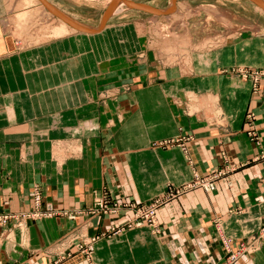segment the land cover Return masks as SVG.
<instances>
[{
	"label": "crops",
	"instance_id": "0c3cea01",
	"mask_svg": "<svg viewBox=\"0 0 264 264\" xmlns=\"http://www.w3.org/2000/svg\"><path fill=\"white\" fill-rule=\"evenodd\" d=\"M124 1L155 11L173 5ZM216 1L236 35L210 51L192 49L191 64L162 65L158 50L145 51L153 13L127 5L95 32L18 48L0 0V214L30 215L34 186L42 193L39 218L0 227V264H223L221 234L236 248L260 231L264 81L253 94L252 82L231 71L264 69V12L253 0ZM209 16L195 21L193 44L224 26ZM140 53L144 60H128ZM123 84L131 89L105 96ZM183 136L193 138L186 150L156 146ZM225 169L215 191L191 189L162 205L155 228H125L132 209L90 214L103 198L147 205L195 173ZM236 264H264V245Z\"/></svg>",
	"mask_w": 264,
	"mask_h": 264
},
{
	"label": "rangeland",
	"instance_id": "374dc122",
	"mask_svg": "<svg viewBox=\"0 0 264 264\" xmlns=\"http://www.w3.org/2000/svg\"><path fill=\"white\" fill-rule=\"evenodd\" d=\"M9 1L12 4L11 0H6L7 5ZM45 1L49 4H52V2H50L49 0ZM121 1L122 0H55L56 3H59V6H54L71 19L83 25L85 28H88L90 30H96L106 25L108 19L105 22V14L111 6H113L111 15L120 13L123 9H127L126 4H123V6L117 5ZM150 1H155V5H159V7H163V5L168 2V0H166V2L165 0H148V2ZM43 7L46 8L47 12L49 13L47 14L50 17H46V19H40L39 17L36 18L34 26L30 25V31L27 28V32H25V30H17L16 28H14L15 26L13 20L15 16L26 11L35 12L37 10H42ZM216 7H218L216 0H181L179 2L178 0H176L174 4V10L171 12V14H155L154 16L147 17L149 19L148 22L150 24V32L149 40L147 44H145V51L148 49H151V53H153V51H156L158 53L159 51V53L157 54L158 61L162 65H167V63L169 62H179L181 64L188 65L192 62V58H190V51L192 49H197L198 51L204 50L206 52L224 46L228 38L234 37L236 35L237 28L229 24V21L225 20L229 19V13L221 11ZM259 7L257 8L263 13L264 11ZM207 13L210 14V19L216 18L215 20H217L219 24H223L224 26L211 29L207 36L200 40L198 45H195L191 40L193 34L192 32L195 28V21L198 23L199 19H205ZM55 20H57L56 22L60 21L65 23L66 25H68L69 28H73L60 17L54 15L53 12H51L42 2H39L38 4H35L29 8H25L23 10L19 8V10L17 11H11L7 19H5L4 21V30L15 37L18 48H24L28 45L39 44L41 42L55 38L52 33V27L55 24ZM48 25L50 28L47 27ZM37 27L38 29L36 30ZM245 28V26H242V29ZM253 29L255 31H258L259 27L254 26ZM18 33H21L22 36L20 37ZM144 56L145 53H140L137 56L129 57L128 60L133 61V59L135 58L138 59V61L139 59L144 60ZM188 60H191V62L188 63ZM130 87L131 86L127 84L120 85L119 87H114L113 89H111L112 91H106L105 96H107V94L110 97L118 96L119 93L128 92L131 89ZM35 187L37 186H34L32 190L33 198L35 195ZM107 216L110 215L108 214ZM115 216H118V214ZM23 220H16L15 223L19 228L22 227ZM13 222L14 220H11L5 225H0V227H6ZM115 230L117 229H112V234L114 235Z\"/></svg>",
	"mask_w": 264,
	"mask_h": 264
},
{
	"label": "built area",
	"instance_id": "2783aa9c",
	"mask_svg": "<svg viewBox=\"0 0 264 264\" xmlns=\"http://www.w3.org/2000/svg\"><path fill=\"white\" fill-rule=\"evenodd\" d=\"M232 74L238 75L242 79H246L252 82V92L253 94H258L260 91V84L264 81V69H234L231 71ZM247 119L249 121L251 131L249 132V136L252 140H256L259 145V137L256 133L255 125H254V115L253 113L247 114ZM192 137H179L174 140H166L159 143V147H169V146H178L183 150H186L188 143L192 142ZM262 157H264V152L262 153ZM236 167H231L230 170H235ZM226 174L225 170H220L218 172H214L211 175L201 177L197 173L194 174L193 180L184 186L181 187H173L169 186L167 191L159 198L155 199L152 203L147 205H136L134 203H126L121 201L111 202L108 197L101 199L97 202L95 208L91 211V215L93 216H107L109 215H119L123 210L132 209L134 210V219L127 223L125 228H138L143 226L148 227H157V210L164 205L165 203L173 200L183 193L191 189H203L207 192H213L216 190V180ZM35 195L34 201L36 206V211L30 215H24L23 217H19L18 215L12 214H3L0 215V225H5L9 223L11 220L26 219V218H39L42 215V193L40 187H35ZM71 220L76 219V215H69ZM125 228H120L115 230V234H119L125 230ZM221 240L223 246L227 252L225 261L223 264H236L238 259L245 254H253L261 249L264 245V224L261 227L260 231L246 239L245 241H241L238 246L235 248L234 240L232 238L224 237L222 234ZM91 243L87 242L83 245L84 250L87 256H90L92 253ZM82 247V248H83Z\"/></svg>",
	"mask_w": 264,
	"mask_h": 264
},
{
	"label": "bare ground",
	"instance_id": "6f19581e",
	"mask_svg": "<svg viewBox=\"0 0 264 264\" xmlns=\"http://www.w3.org/2000/svg\"><path fill=\"white\" fill-rule=\"evenodd\" d=\"M12 4L10 3V11H17L20 9H25V8H29L35 4H38L39 2H41V0H11ZM9 5V4H8ZM117 5H121L123 6V1H121L119 4ZM36 8V6H35ZM34 8V9H35ZM39 8V7H38ZM41 9V8H40ZM22 12V11H21ZM177 12V11H176ZM47 10L46 8L43 7L42 10H37V11H26L24 13H20L19 15L15 16L14 18V28H16L17 30L21 29V30H25V32H27V28L29 30V27L30 25L34 26L35 24V20L36 18H40V19H46V17H50L48 14H47ZM54 14V13H53ZM55 15V14H54ZM35 17V18H34ZM52 18V17H51ZM48 19V18H47ZM12 20V18H11ZM105 20V19H104ZM12 21V22H13ZM57 20H55V24L53 25L52 27V33L53 35L57 38V37H62L64 35H67L71 32H74L76 28H69L68 25H66L65 23L63 22H56ZM47 23V22H46ZM11 24V23H10ZM68 24V23H67ZM52 26V25H51ZM49 27V25L47 26ZM72 27V26H71ZM50 28V27H49ZM15 29V30H16ZM38 29V27L36 28V30ZM14 30V32H15ZM34 30V29H32ZM78 30V29H76ZM30 31V30H29ZM80 31V30H79ZM21 32V31H20ZM49 32V31H48ZM24 33V31H23ZM22 33V34H23ZM75 33V32H74ZM19 34V33H18ZM20 37L22 36L21 33L19 34ZM34 35V34H33ZM48 35V34H47ZM18 36V35H17ZM25 36H26V33H25ZM19 38V37H18ZM21 39V38H20Z\"/></svg>",
	"mask_w": 264,
	"mask_h": 264
},
{
	"label": "water",
	"instance_id": "95a60500",
	"mask_svg": "<svg viewBox=\"0 0 264 264\" xmlns=\"http://www.w3.org/2000/svg\"><path fill=\"white\" fill-rule=\"evenodd\" d=\"M124 4L128 5L131 8H135V9H142L145 10L147 12L153 13V14H157V15H168L169 13H171L174 10V4L176 2V0H172V7L169 10L166 11H155L149 8H145L142 7L140 5H137L133 2H129V1H124L122 0ZM258 6H260L263 10H264V3L262 0H253ZM41 2L51 11L53 12L55 15H57L58 17H60L62 20H64L65 22H67L70 26L83 31V32H95L97 30H90L88 28H85L83 25H81L80 23L76 22L75 20L71 19L70 17H68L66 14L62 13L61 11L57 10L56 8H54L51 4H49L48 2H46L45 0H41ZM112 9L113 6H111L105 14V22L107 21V19H109V17L111 16L112 13Z\"/></svg>",
	"mask_w": 264,
	"mask_h": 264
}]
</instances>
